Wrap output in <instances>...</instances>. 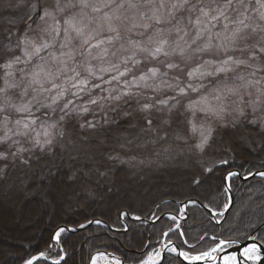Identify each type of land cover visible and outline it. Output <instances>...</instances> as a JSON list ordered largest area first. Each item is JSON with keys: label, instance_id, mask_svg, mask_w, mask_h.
I'll list each match as a JSON object with an SVG mask.
<instances>
[{"label": "snow or ice", "instance_id": "obj_1", "mask_svg": "<svg viewBox=\"0 0 264 264\" xmlns=\"http://www.w3.org/2000/svg\"><path fill=\"white\" fill-rule=\"evenodd\" d=\"M232 77L237 82L227 83ZM209 78L224 81L213 89L216 104L202 91ZM227 96L238 102L226 105ZM210 120L230 139L264 143V0H0V181L19 169L12 187L20 212L31 210L24 201L33 195L46 208L78 204L83 192L91 199L92 186L115 184L118 171L144 180L155 163L144 155L149 148L155 161L196 157L199 178L186 183L202 191L196 199L178 192L184 199L174 197V209L155 205L149 216L159 224L158 238L139 264H164V253L188 259L171 240L185 233L171 225L210 206L222 216L228 204L218 197L238 175L215 176L218 164L230 161ZM249 175L264 183V171ZM252 205L253 219L264 222V203ZM91 225L99 231L81 237V264H97L111 226L87 217L75 227L58 225L25 264H43L53 250L52 264H66L64 234ZM191 238L203 242L202 235Z\"/></svg>", "mask_w": 264, "mask_h": 264}, {"label": "trees", "instance_id": "obj_2", "mask_svg": "<svg viewBox=\"0 0 264 264\" xmlns=\"http://www.w3.org/2000/svg\"><path fill=\"white\" fill-rule=\"evenodd\" d=\"M214 135L220 153L230 161L229 165L218 164L216 177L235 170H239L243 176H249V172L264 171V143H261L259 138H256L254 143L250 141L251 146H248L239 140L230 139L228 130L223 126L215 128ZM226 149L231 151L227 152ZM151 152L152 150L149 148L144 155L152 158ZM183 156H180L181 159L177 163L154 164L151 169L145 170L146 179L144 180L134 179L129 172L118 171L115 184H101L98 188L95 185L92 186V190L95 192L93 198L88 199L87 192L80 193V196L85 199H80L78 204H56L50 208L43 207L47 211L42 212L36 223L31 226L22 225L9 229L4 227L1 212L6 208L5 203L17 201L12 185L20 172L19 169L12 170L7 179L0 181V264H25L27 259L46 248L49 235L58 225L75 227L77 222H85V217L101 219L111 226L104 229L103 243L96 251L119 255L126 264H139L141 259H147V256L152 253V249L146 245L158 238V236H153V233L158 234L159 224L152 225L145 221L124 217L125 222L129 225V229L125 232L123 231L125 225L118 215L124 211L133 217L140 216L146 221L152 220L149 213L154 211L155 205L161 201L168 203L173 209L178 206L172 201L174 197L176 200L184 199V196L177 194L180 191L185 192L193 199L198 198L199 191L202 190L192 191L186 182L193 175L199 178L198 166L201 161L196 157ZM261 180L260 176L247 180H242L237 175L233 176L230 186L235 200L227 216L217 217L221 221L217 223L213 219L210 220V217H214L211 213L200 208V213L203 215L197 213L187 217L181 223L179 231L185 235L180 239L173 235L171 240L181 248L182 252H187L190 256L207 252L219 242L228 240L245 242L250 236H256L257 240L264 245V222L258 218L253 219V216L257 214V209L252 205V201H256L257 204L264 203V183H261ZM216 184H219L218 179ZM176 185H181V187L177 188ZM225 186L226 183L218 200H227L229 205L230 197ZM192 187L194 188L195 185L193 184ZM41 202L40 195L31 196L29 200L24 201L27 208L31 210H25L24 213L30 216L39 213ZM209 208L216 212L213 207ZM165 220L167 221L168 218L165 217ZM168 223L171 222L168 221ZM176 224L177 220L171 226L175 228ZM97 231L99 230L96 226L91 225L87 230L77 231L75 234H64V238L68 241L63 245L64 252L67 253L66 264H81V253L87 250V245L82 246L81 237L90 239L91 234ZM197 235L203 236L202 243H196L191 238ZM184 238L189 240L187 245L181 244V239ZM140 241H143L144 244L142 245ZM163 242L161 241V243ZM193 245L195 246L193 247ZM156 248L159 250L160 245L157 244ZM54 252L55 250H53L51 260L55 259ZM43 264H52V261L46 260ZM164 264L187 263L175 253H171L167 255Z\"/></svg>", "mask_w": 264, "mask_h": 264}, {"label": "water", "instance_id": "obj_3", "mask_svg": "<svg viewBox=\"0 0 264 264\" xmlns=\"http://www.w3.org/2000/svg\"><path fill=\"white\" fill-rule=\"evenodd\" d=\"M235 173L240 175L237 171H235ZM256 176L258 175H255V176L251 175L249 177H256ZM225 187H227V190L229 192L230 203L226 211H224L223 213L224 217H226L227 214L229 213L230 208L233 206L234 200H235V197H233L234 196L233 191L230 187V180L226 182ZM213 215L214 217L217 218V213L213 212ZM129 217L131 218L130 215ZM180 219L181 218H178L179 221ZM150 223H153V222H150ZM125 225L128 228V225L126 223ZM231 241H234V242L230 244L221 242L218 246L213 248L211 251L207 252L208 253L207 256H204L202 254L195 256V257H200L199 259H193V258L185 259L183 256L178 255V253H176V255L187 264H225V262L230 260V258H235V260L238 261V264H264V245L261 242H259L257 239L249 238L245 242H241L237 240H231ZM223 242H226V241H223ZM175 245L178 247L179 251L182 252L181 248L176 243ZM251 251L254 252L253 254L255 256L251 255L252 253ZM104 254L110 257H114L115 259L119 260L120 264H126L122 258H120L119 256L115 254H111V253H104ZM167 254L168 253H164L165 256H167ZM112 264H116V263L114 262Z\"/></svg>", "mask_w": 264, "mask_h": 264}, {"label": "rangeland", "instance_id": "obj_4", "mask_svg": "<svg viewBox=\"0 0 264 264\" xmlns=\"http://www.w3.org/2000/svg\"><path fill=\"white\" fill-rule=\"evenodd\" d=\"M204 83H205V85H206V88H205V90H202L203 91V94L204 95H207L208 96V98H209V103H211V104H216L217 103V101H215L214 99H213V94H212V92H211V88L209 87V85H210V83L211 84H215L216 83V81L214 80V79H212V78H209V79H207V80H205L204 81ZM194 98H198V97H195V95H194ZM41 111H43V110H41ZM37 115H40V113L38 112V113H36ZM211 124H212V127L215 129V128H217L218 126H217V124L215 123V121H209ZM184 157V156H183ZM180 159H181V157L180 156H174V157H172V158H169V159H164V158H162V159H160V160H158V161H155V165H160V164H162L161 162H163V163H177L178 161H180ZM184 160V159H183ZM127 166H125V165H121L120 166V168L122 169V168H126ZM4 206H6V208L4 209V211L3 212H1V219H3V221H4V227L5 228H9V229H11V228H13V227H15V226H22V225H26V226H31L33 223H36L37 222V220H39V218H40V216H41V214H42V212L43 211H45L46 209L45 208H43V206H41L40 208H39V213H36L35 215H29V214H26V213H24V212H20V210H19V205L17 204V201H9V202H7V203H5V205ZM8 211V212H7ZM47 211V210H46ZM45 211V212H46ZM49 211V210H48ZM130 215V214H129ZM131 216V215H130ZM127 217H129V216H127ZM130 218V217H129ZM131 219H133V216H131ZM145 220V223H148V224H154V223H150V222H152V220H147L146 221V219H143V221ZM122 221H123V224L125 225V219L124 218H122ZM127 225H128V223H126ZM125 227L127 228V226L125 225ZM129 229V225H128V228H127V230ZM124 231V230H123ZM14 232H16V231H14ZM17 233V232H16ZM160 249V248H159ZM100 253H103V252H100ZM47 260H50V261H52L51 259H47ZM102 264H112L111 262L109 263L108 262V260H106V259H104L103 260V262H102Z\"/></svg>", "mask_w": 264, "mask_h": 264}, {"label": "bare ground", "instance_id": "obj_5", "mask_svg": "<svg viewBox=\"0 0 264 264\" xmlns=\"http://www.w3.org/2000/svg\"><path fill=\"white\" fill-rule=\"evenodd\" d=\"M235 171H237L240 175V178L242 179V180H247V179H250V178H253V177H249V176H251V175H249V176H243L242 175V173L239 171V170H235ZM249 177V178H248ZM232 178V177H231ZM231 178L229 179V180H231ZM231 187V186H230ZM233 191V190H232ZM234 194V193H233ZM234 197V196H233ZM201 209H203V210H205V211H207V212H209V213H211L212 215H213V210L212 209H210V208H208V209H204V208H201ZM184 211V209L183 208H181V212H183ZM214 213H216V212H214ZM214 216V215H213ZM182 218H183V220H182ZM187 219V217L186 218H184V217H181V219H180V221L177 219V224H176V226H181V223L183 222V221H185ZM215 222H219L220 220H218L217 218L216 219H213ZM175 226V227H176ZM249 238H255V239H257L256 238V236H250ZM248 238V239H249ZM247 239V240H248ZM246 240V241H247ZM165 242H167L166 240L163 242V243H165ZM252 253H251V255L252 256H255L253 253V251H251ZM105 253H111V252H105ZM111 254H114V253H111ZM103 255V259H98V261H97V264H102V262H103V260L104 259H106V260H108V262H111V263H114V262H116V260L117 259H115L114 257H110V256H107V255H105V254H102ZM116 255V254H115ZM117 256H119V255H117ZM120 257V256H119ZM121 258V257H120ZM228 262V264H238V261L237 260H232V259H230V260H228L227 261Z\"/></svg>", "mask_w": 264, "mask_h": 264}, {"label": "clouds", "instance_id": "obj_6", "mask_svg": "<svg viewBox=\"0 0 264 264\" xmlns=\"http://www.w3.org/2000/svg\"><path fill=\"white\" fill-rule=\"evenodd\" d=\"M227 83H236L237 81L235 80V77L230 78L228 81H226ZM224 81H217L215 84H211L209 85V87L211 88V92L213 95H215V92H213V89L216 87H221L223 85ZM238 102V98L235 96H227L224 98V103L228 106H232L233 103ZM147 157V156H146ZM154 162H155V157L152 156L151 158Z\"/></svg>", "mask_w": 264, "mask_h": 264}]
</instances>
